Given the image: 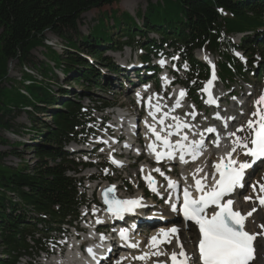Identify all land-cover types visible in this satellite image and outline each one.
I'll list each match as a JSON object with an SVG mask.
<instances>
[{"label":"trees","instance_id":"16d2710c","mask_svg":"<svg viewBox=\"0 0 264 264\" xmlns=\"http://www.w3.org/2000/svg\"><path fill=\"white\" fill-rule=\"evenodd\" d=\"M147 10L137 15L139 24L129 13L121 16L120 33L123 43L133 44L137 37L146 39L142 43L148 52L158 50L154 46L162 45L151 40L147 34L155 31L162 42L169 41L189 49L188 60L192 70L200 76H208L209 69L192 54L194 48H206L220 60L221 74L225 83L241 78L248 72L235 57V44L231 41L234 32L254 31L255 36L242 37L244 51L256 50L261 41L257 32L264 26V0H144ZM118 0H0V130L17 133L14 122L24 106L32 121L39 122L37 114L51 113V123L39 122L38 131L42 140L34 147L37 159L32 165L21 169L10 168L0 175V187L7 193L0 192V230L4 246V259L0 264H15L18 258L30 252L29 238H34L33 229L39 223H58L73 213L78 203L75 179L67 175L68 169L75 165L69 152L64 151L63 144L72 139L75 126L82 122L81 105L72 99H60L70 91L52 89L32 80L27 85V94L18 90L17 94L3 86L7 75V63L17 59L23 67L31 66L38 72H46L48 65L35 60L33 50L39 46L46 47V32H51L67 43L66 55L56 56L54 65L59 67L68 82L78 83L85 90L94 87L104 88L108 78L102 77L100 70L84 59L80 53H88L101 61L102 65L115 68L111 61L103 57L102 47L115 48L122 43L115 40L112 32L100 18L90 33H80V23L84 13L105 6H112ZM221 9L223 11H221ZM123 19V20H122ZM74 35H80L75 39ZM161 42V44H162ZM47 74V73H46ZM54 78L58 75L54 69ZM71 74L75 77L71 78ZM28 78V72H25ZM86 95V94H85ZM84 95V96H85ZM8 102H13L9 104ZM57 108V106H59ZM43 123L42 126H39ZM3 145L7 143L2 140ZM20 156L18 152H13ZM0 153V163L3 164ZM42 216V217H41ZM45 217V218H43ZM48 218V219H46ZM59 230V229H58ZM37 244L39 242L36 240Z\"/></svg>","mask_w":264,"mask_h":264},{"label":"snow or ice","instance_id":"6c2138e0","mask_svg":"<svg viewBox=\"0 0 264 264\" xmlns=\"http://www.w3.org/2000/svg\"><path fill=\"white\" fill-rule=\"evenodd\" d=\"M221 11H223L221 9ZM242 60L245 58L241 53H235ZM179 57H173L177 60ZM205 59H208L205 57ZM164 65L166 61L163 59L159 62ZM211 63V61H209ZM187 68V65H184ZM211 78L207 81V86L202 91L207 92L209 95L210 104H215L217 101L212 97L210 91L214 80L217 78L215 75V65L212 64ZM165 80L167 78L165 77ZM170 82V81H168ZM192 83H195L193 81ZM186 95L184 90L179 93V99L176 100V107L181 105L182 98ZM140 97V93H137ZM149 102L151 97L148 98ZM255 111L250 114V118L245 124L240 125L235 131H229L227 136L230 140V149L227 153L220 157L214 167L209 185L208 173L203 177L196 178L198 173L204 171V167H198L192 176L194 178L193 185L183 187L182 200L179 195L175 197L169 194L166 203L169 205L171 213L182 215V219L194 223L199 230L200 239L198 241L199 254L193 257L188 254L180 241V228L173 226L168 229H159L156 235L151 236L148 247L152 249L151 252H143L141 255L134 257L141 261H146L152 256H168L171 264H250L254 258L253 240L256 234H251L245 230V222L249 217L257 211V207H253L250 211L242 213L240 210L234 209L233 194L238 189L244 188L245 176L248 169H251L257 161H264V93H262L254 102ZM149 115L153 117L154 123L148 124L145 120L146 126L149 128L150 133L154 135V139L147 144V149L151 154H154L155 160L160 162L162 160L175 159L179 155L181 161L187 162L185 156H190L194 161L203 154L204 136L200 135L199 140H189L188 134L183 132V129L191 128L188 122H181L178 117H172L175 124H166L165 121L169 113L163 112L161 117L156 120L157 113L162 111L161 106L157 103L153 106L149 103ZM193 118L195 113L190 114ZM231 119H235L232 117ZM161 126L160 131H157L156 124ZM209 133H215L217 130L213 127L206 129ZM163 132V135L161 134ZM237 133H240L239 135ZM177 136L178 139L173 141L172 136ZM219 146V139L214 141ZM105 143H107L105 141ZM239 149V152L237 151ZM245 156L247 159L244 161L234 157L233 154ZM87 159V158H86ZM117 163L116 161H113ZM107 171V169L105 170ZM143 167L141 172H143ZM152 171L164 176L165 173L160 168H155ZM150 190L157 195H160L156 186L155 178L149 172L144 176ZM168 179L167 187L172 190L179 188V183L171 178ZM187 180V177L184 178ZM203 181V182H202ZM255 196L249 195L244 199L251 201L254 204L258 201V207H264V183L256 182L251 184ZM257 186L259 191L257 192ZM115 186H111L104 191V203L107 205V211L112 217L123 220L126 214L135 213L138 208L148 207L145 204L143 197L119 199L114 195ZM196 192L198 195H194ZM175 199L176 202H173ZM179 203V208L177 204ZM97 209H93V212ZM155 218V217H153ZM159 218L163 219V216ZM97 223L102 221L97 220ZM264 228V225H259ZM130 228H122L119 230V236L128 244L129 247L138 248L139 243H128L130 241ZM173 240L176 241V248L170 253L161 250L160 246L163 244H172ZM176 249H179L177 251ZM89 249V252H92ZM126 259L121 257L116 264H121V261ZM156 264H166L164 261H158Z\"/></svg>","mask_w":264,"mask_h":264},{"label":"rangeland","instance_id":"374dc122","mask_svg":"<svg viewBox=\"0 0 264 264\" xmlns=\"http://www.w3.org/2000/svg\"><path fill=\"white\" fill-rule=\"evenodd\" d=\"M156 2V0H154ZM147 10V1L144 0H120L117 4H114L112 6H105L100 9H94L92 11L86 12L82 16V21L80 23V33L85 36L90 33V30L93 29V27L99 23L100 18L106 16V19L102 18V22L106 23L107 26L110 27L112 32L116 33L115 40L120 41L123 43V33H120V30L118 31L116 28L120 27V21L121 16L125 13H129L132 17L136 19V21L142 22L141 18L137 15L138 13H145ZM123 20V19H122ZM116 25V26H114ZM46 47L39 46L38 48L33 50V56L35 60L39 62H45L48 65L46 72H38L33 67H23L20 65L19 61L17 59L10 60L7 63V75L4 78L3 86L9 90H12L15 95L17 94L18 90H21L25 94H27V85H31L33 83L32 80H35L37 83L41 85H47L52 86V89L56 92V90L61 91L62 89H65L67 91H70V94L67 95L68 97L60 96V99H72L80 101L82 104L89 101L88 98L84 97L83 95L85 93L89 94L90 97L93 99H100L102 102L107 103H113V102H119V103H129V100L131 99V95L128 93H122L121 95H118L116 97H113L109 95L108 91L110 90L109 86H105V90H99L97 88H93L91 90H85L84 87L78 83L72 82L71 84L66 79L65 74L61 70H57V66L54 65V61H51L52 59H55L54 51L58 52V54L65 56L67 52V43L63 41L61 38L56 36L55 34L51 32H46ZM234 41L236 43L240 42V36L241 35H234ZM75 39H80V35H74ZM125 44V43H124ZM106 47V46H105ZM104 46L102 47L103 51H105V56L109 59H112L113 62L118 66L119 62L124 61L126 62L127 58L132 60L130 52L131 48H129L126 44L123 45V48H121V52H113L106 50ZM120 45H115V48L118 50ZM264 52V48L261 49V51H258L256 57ZM83 55V54H82ZM195 55L199 57L201 54L200 52H196ZM120 60V61H119ZM92 65L95 69L102 68L100 65H102L101 61H99L95 57V61L92 62ZM54 69L57 72L58 75V81L54 78ZM25 72H28V78L25 76ZM47 73V74H46ZM107 77H110L111 79H115L114 77L116 75H106ZM75 77L74 74H71V78L73 79ZM187 79V75L183 77V80ZM115 81V80H114ZM215 83L218 86V88H222V83L219 81L217 82V79H215ZM264 85L263 83L257 86V91H261L263 88L261 87ZM197 88L194 87L193 91L196 92ZM115 91H122L123 89H116ZM84 97V98H82ZM82 98V99H80ZM9 104H13V102H8ZM99 102L98 104H100ZM87 104V103H86ZM60 106V105H59ZM59 108V107H57ZM23 110H16L18 113L17 118L15 119L16 127H17V133L14 131H4L0 130V153L3 156V161H1L3 164L0 163V175L3 172H7L10 168L13 169H21L25 165H32L34 161L37 159V156L34 152V146L37 143L36 141L30 140V138L34 137L38 142L41 140V136L36 133L38 131V124L39 122H46L51 123V113H40L37 114V118H39V122L36 121V124L32 121L31 115H29L28 110L32 111V108H29L27 106H24L22 108ZM43 123H41L39 126H42ZM2 140H4L7 144L3 145ZM18 152L20 156L15 155L13 152ZM134 161V160H132ZM132 168V167H131ZM91 171H83V174H86ZM130 172V169H128ZM134 170H131L133 172ZM261 175L257 177V169L254 170V172L251 174L252 179L248 181L247 185H250L249 182L256 183L261 182L264 183V171H259ZM82 175V174H81ZM80 175V176H81ZM257 177V178H256ZM258 188V186H257ZM251 187H249L247 190H245L242 194H240V198H244L245 196H248L250 192ZM259 189V188H258ZM4 189L0 187L1 193H7L8 191H3ZM254 196V194H253ZM262 209V210H261ZM83 210V209H82ZM261 216L260 222L264 225V207L260 208L259 212ZM184 228V227H183ZM192 229V228H191ZM191 232L193 234V230L190 229H184L182 231V237L184 239V242L186 243L188 248L192 247L191 241L189 240L188 234ZM1 234V230H0ZM195 234V233H194ZM197 237V235H196ZM189 240V241H188ZM192 241H196V239L192 238ZM1 235H0V260L4 259L5 256L2 255V252L4 250V246L2 245ZM195 245V244H193ZM193 248V247H192ZM259 250L264 249V243H258ZM192 250V249H191ZM190 251V250H189ZM195 251V250H194ZM52 260V259H50ZM37 263V262H36ZM255 264H262L258 261L255 262Z\"/></svg>","mask_w":264,"mask_h":264},{"label":"bare ground","instance_id":"6f19581e","mask_svg":"<svg viewBox=\"0 0 264 264\" xmlns=\"http://www.w3.org/2000/svg\"><path fill=\"white\" fill-rule=\"evenodd\" d=\"M205 56H203V59H205ZM127 60H128V58H127ZM263 93H264V89H263ZM253 111H255V109L254 110H250L248 112L247 117H243L242 120L239 123H237V125L235 126V128H233L231 131H235L238 127H240V125L245 124L246 121L250 118V114ZM237 134L239 135L240 133H237ZM222 149L224 150V146L222 147ZM229 149H230V146H229L228 149H226V151H223L222 150L223 152L216 151V153H212L211 154L212 159H217L216 162H218L219 158L222 157V156H224L227 153V151H229ZM237 151L239 152V149ZM233 155H234V157L238 158L241 161H244L245 160V158H244L243 155H239L238 157L236 156L235 153ZM185 170H186V173L185 174L187 175L188 174L187 173V168ZM137 172H138L137 170H134L133 172H131V174L133 175V174H135ZM144 172L146 174H149V172H152V170L150 168L146 167L144 169ZM186 184H188V182ZM105 186L106 185H104V187ZM244 187H245V185H244ZM250 195H253L252 194V188L250 190ZM232 198H237L236 205L239 208H241L242 210L244 209L245 213L247 211H250L253 207H256L253 202H251V201H247L246 202L245 199H240L239 197H237V195H234V197H232ZM256 204H257V202H256ZM259 212H260V210L257 208V211L254 212L253 215L248 218V226L253 230L254 233L257 234V242L261 244V243H264V228L259 227V225H263L260 222L261 216H260ZM164 216H166V215H164ZM176 225L180 227L179 236H180V241L183 243L184 250L188 254H190L187 251L188 250V247L186 245L187 242L186 243L184 242V239H183L182 234H181L182 231H183V227H185L183 225L182 221L181 222H178V223H176L174 225H170V226H167V227H161V228L168 229V228H171V227L176 226ZM161 228H157L156 230H154L152 236L153 235H156L158 233L159 229H161ZM190 230L192 231V229H190ZM189 233H190V234H188L189 240L191 241V243L195 244L194 241H192V238H194V233L193 234L191 232H189ZM149 241H150V239H149ZM149 241H148L147 244L143 245V249L142 250H140L139 252L136 253L137 256L141 255L143 252H151L152 251V249H150L148 247ZM193 244H192V247L193 248L191 247V249H194V245ZM160 248H161V250L170 253L174 248H176V241L173 240L172 244H163V245L160 246ZM176 250L179 251V249H176ZM260 254L262 256V259H264V250L263 251H260ZM69 257H70V255H68L67 260H69ZM158 261H164L167 264L169 262V257L168 256H159V257L152 256L151 258H149L146 261H144V264H156V262H158ZM56 262H57L56 259H52V260H48L46 263L47 264H56ZM101 264H103V263H101ZM122 264H134V262H133V260L131 258L128 257V258H126V259H124L122 261Z\"/></svg>","mask_w":264,"mask_h":264}]
</instances>
